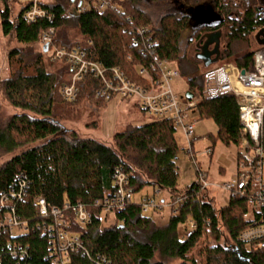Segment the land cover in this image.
<instances>
[{
    "label": "trees",
    "instance_id": "16d2710c",
    "mask_svg": "<svg viewBox=\"0 0 264 264\" xmlns=\"http://www.w3.org/2000/svg\"><path fill=\"white\" fill-rule=\"evenodd\" d=\"M2 1L0 29L4 37H14L17 46L7 53L9 77L0 79V93L21 112L0 125V156L19 149V153L0 165V192L16 182L17 177L28 184L18 205L19 217L27 222L28 232L17 238L0 235L2 264H52L47 258L50 239L38 228L44 220L34 204L41 196L51 207L82 204L92 215L90 222L80 225L71 212L67 213L71 231L80 236L88 253H71V264H97L100 258L106 264H264V251H252L239 241L246 227L245 200L232 198L229 204L217 207L212 199L204 198L199 182L178 189L179 146L177 129L171 121L155 119L140 126L130 125L114 135L113 147L79 137L62 124L64 112L84 94L107 104L109 101L96 98L102 82L93 74L85 76L79 84L77 100L65 101L61 90L70 81L69 64L53 59L48 53L46 57L41 47L40 52L31 47L39 44L41 34L52 27L55 46L67 49L81 46L88 59L107 69L124 71L135 84H146L139 70L153 62V55L145 46L149 37L155 42L160 60L175 64L180 76L186 79L185 96L191 93L197 99L203 92L204 73L209 68L234 59V65L241 70H252L254 54L260 48L256 34L264 29V0H205L216 22L195 27V34L188 38L184 48L181 40L191 23L190 13L203 4L190 9L189 15L167 13L156 26L142 8L143 0H113L118 8L115 11H100L93 6L86 13H77L72 0H55L41 4L50 18L34 23L23 19L22 5L12 21L9 5ZM235 10H240V14ZM145 28L151 33L138 36L137 31ZM216 31L221 32L220 44L224 48L218 62L206 68L197 58L201 39ZM240 43L247 44L250 50L234 57V46ZM193 111L201 120H212L218 128L216 136H208L213 153L217 140L227 146H239L243 123L233 95L198 101ZM133 166L144 171L147 180L137 175ZM117 170L128 174L133 194L150 186L154 193L159 192V197L168 191L171 200L179 196L185 199L170 209L164 226L155 225L154 218L144 214L137 202L116 211L113 222L104 226L108 217L94 204L114 191ZM189 221H194L196 228L190 230L187 226V234L180 236L179 227ZM221 229L227 233L230 244L219 243ZM208 236L217 244L199 248ZM13 240H19L27 249V255L19 261L8 257L6 243Z\"/></svg>",
    "mask_w": 264,
    "mask_h": 264
},
{
    "label": "built area",
    "instance_id": "2783aa9c",
    "mask_svg": "<svg viewBox=\"0 0 264 264\" xmlns=\"http://www.w3.org/2000/svg\"><path fill=\"white\" fill-rule=\"evenodd\" d=\"M16 1L25 6L22 17L26 22L34 23L39 19L50 18L49 11L41 6L42 0ZM75 3L77 13H86L93 6L100 11L118 9L113 0H75ZM137 33L138 36L144 37L151 31L145 28L139 29ZM54 35L55 29L50 27L41 34L39 44L42 50L48 45V52L52 49L49 55L53 59L65 60L70 66L69 84L61 90L64 100L76 101L80 82L85 76L93 74L102 82V88L97 91L96 98L106 101L117 96L125 100L135 99L137 106L146 115L171 121L185 138L188 152L197 170L201 190L217 188L228 192L230 198L227 204L232 198L245 200L247 204V212L244 215L246 227L241 232L239 241L252 251H264V46H260L255 52L252 70H241L234 64L216 65L209 68L204 73L202 94L197 99L189 100L185 95L180 99L175 93L172 81L180 77V72L176 67H170V63L160 60L154 49L155 42L149 37L145 40V46L151 51L153 62L150 66L139 70L140 75L146 79V84H135L124 71L118 68L107 69L100 62L88 59L87 52L81 46L70 49L55 46L53 44ZM134 44L138 46L137 39L134 40ZM227 95H233L237 100L243 130L238 146L237 161L233 159L237 165V173L230 181L217 184L208 181L209 174L201 172L193 156L196 126L190 114L198 101L217 99ZM203 154L209 156L213 154V151L209 148ZM220 165L225 170L230 162L224 160ZM19 180L20 178L17 177L16 182L0 192V235L8 234L11 238H17L28 232L27 222L21 220L18 214V205L26 194L28 184L24 180ZM114 184V191L94 204L106 217L135 202L127 173L117 170L114 174ZM158 193L152 197L142 196L140 198L138 205L144 214L164 208H175L185 199V196H179L175 200L159 202L156 198ZM34 204L40 218L44 220L38 228L48 234L50 239L47 258L52 264H71V253H87L80 236L71 231L67 216V213L71 212L78 224H87L91 221L92 215L85 206L78 204L65 205L63 208L51 207L43 196L36 198ZM188 228L195 229V222L189 221ZM6 249L12 261H19L27 255L26 246L20 244L19 240L8 241ZM2 259L0 256V264H2ZM97 264H106V261L100 258Z\"/></svg>",
    "mask_w": 264,
    "mask_h": 264
},
{
    "label": "rangeland",
    "instance_id": "374dc122",
    "mask_svg": "<svg viewBox=\"0 0 264 264\" xmlns=\"http://www.w3.org/2000/svg\"><path fill=\"white\" fill-rule=\"evenodd\" d=\"M55 0H42L43 3H52ZM237 1V0H234ZM8 5L11 12V20L15 21L20 11L21 4L16 0H8ZM198 2V3H196ZM3 1L0 0V10L3 7ZM184 5V8L181 5ZM198 4L202 8H196ZM209 3L205 0H157L149 1L143 0L142 8L150 16V19L153 24L156 26L160 23V19L163 15L175 12L180 15L186 14V10L189 8L195 11L191 12V23L193 28L205 24L206 22H211L213 18V13L211 8L208 6ZM206 7V8H204ZM189 9V10H190ZM236 13L240 14V10H235ZM191 28H187L183 37H182V48L185 47L188 38L191 34ZM17 43L12 36L4 37L0 29V79H6L9 77L8 69V60L7 53L12 48L16 47ZM34 51L40 52V44H32L31 46ZM253 47V45H252ZM251 47V48H252ZM224 48V45L221 46V49ZM248 45L245 43H240L234 46L233 52L234 57L242 55L244 52L248 51ZM52 53V49L48 54ZM47 54V53H46ZM48 54L46 57H48ZM233 57V58H234ZM227 64H234V59ZM172 68H175V64H171ZM172 86L177 94V96L182 99L188 89L187 81L184 77L180 76L179 78L172 81ZM138 103L135 99H122L117 96L111 99L107 104L99 103L94 101L86 94L72 104L70 107L66 108L67 111L64 113L62 118V124L69 130H74L78 133L81 138H91L98 140L108 146H114V135L124 131L128 126H140L147 123H150L155 120L143 111L139 110L135 106ZM63 108V107H62ZM21 111L13 107L8 101H6L2 94L0 93V125L3 124L9 117ZM190 118L195 122V135H194V144H193V156L195 161L200 168L201 172L209 174L208 181L214 183H225L231 180L237 173V154L238 147L234 145L227 146L223 144L220 140H217L214 145V153L212 157L203 154L207 149L213 146L212 140L209 139V135L216 136L218 128L215 123L210 119H200L197 114L191 111ZM177 140L179 146V152L177 157V165L180 170V178L178 183V189L184 190L186 187L191 184L198 182L199 177L197 175V170L193 164V159L191 154L188 152L187 143L182 132L177 131ZM263 145H264V125H263ZM15 153H19V149L12 154H3L0 156V165L5 161L10 159ZM228 160L230 165L224 170L221 167V162ZM134 172L141 176L144 180H147L145 172L133 166ZM220 170V171H219ZM142 196H155L154 190L150 186H146L142 191L134 194V201L139 202L140 197ZM206 200L212 199L215 206L223 207L228 203L230 195L228 192H224L221 189L210 188L207 191H204L203 194ZM170 194L168 191L162 192V196H156L157 200H165L168 202L170 199ZM156 212V211H155ZM150 211L149 216H152L155 220V225L164 226L169 217L170 209L164 208L158 210L156 213ZM113 222V215L108 217L106 225H109ZM188 226V222L185 225L179 227L180 236H185L188 229L185 227ZM184 229V230H183ZM222 231V238L219 243L223 245L230 244L227 233L224 229ZM217 242L212 237H205L201 241L199 248L215 246ZM204 256V255H203ZM202 257H198V261Z\"/></svg>",
    "mask_w": 264,
    "mask_h": 264
},
{
    "label": "water",
    "instance_id": "95a60500",
    "mask_svg": "<svg viewBox=\"0 0 264 264\" xmlns=\"http://www.w3.org/2000/svg\"><path fill=\"white\" fill-rule=\"evenodd\" d=\"M72 2H75V0H72ZM215 22H216V17L213 15L212 21L206 22V23L208 24V23H215ZM220 40H221L220 31L207 33L202 37L201 39L202 44H200V47H199L200 51L197 55V58L203 62L206 68L218 62L219 57H220V51H221ZM256 42L259 46H264V29H261L256 34ZM212 46H214L213 49H211ZM43 52L44 53L48 52V45L44 46ZM242 73H245V71H242ZM186 98H188L189 100L193 99V94L187 93Z\"/></svg>",
    "mask_w": 264,
    "mask_h": 264
},
{
    "label": "flooded vegetation",
    "instance_id": "af4514ba",
    "mask_svg": "<svg viewBox=\"0 0 264 264\" xmlns=\"http://www.w3.org/2000/svg\"><path fill=\"white\" fill-rule=\"evenodd\" d=\"M181 7L184 8V5L182 4ZM189 9H190V8H189ZM189 9L186 10V14H185V15H189ZM170 13H173V12H170ZM188 28H191V31H192L191 34H190V37H191V36H193V34H195V30H194V28H193V26H192V23H190V24L188 25ZM192 38H193V37H192ZM192 38H191V39H192ZM187 43H188V42H187ZM213 47H214V46H212L211 49H213Z\"/></svg>",
    "mask_w": 264,
    "mask_h": 264
},
{
    "label": "crops",
    "instance_id": "0c3cea01",
    "mask_svg": "<svg viewBox=\"0 0 264 264\" xmlns=\"http://www.w3.org/2000/svg\"><path fill=\"white\" fill-rule=\"evenodd\" d=\"M7 1H8V0H6V2H7ZM7 3H8V2H7ZM2 4H3V3H2ZM191 10H192V9H191ZM18 13H19V12H18ZM163 200H164V199H163ZM163 200H162V201H163Z\"/></svg>",
    "mask_w": 264,
    "mask_h": 264
}]
</instances>
